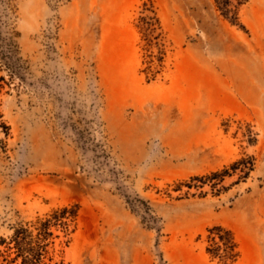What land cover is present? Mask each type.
<instances>
[{"label":"rangeland","instance_id":"obj_1","mask_svg":"<svg viewBox=\"0 0 264 264\" xmlns=\"http://www.w3.org/2000/svg\"><path fill=\"white\" fill-rule=\"evenodd\" d=\"M75 205L46 264H264V0H0V264Z\"/></svg>","mask_w":264,"mask_h":264},{"label":"trees","instance_id":"obj_2","mask_svg":"<svg viewBox=\"0 0 264 264\" xmlns=\"http://www.w3.org/2000/svg\"><path fill=\"white\" fill-rule=\"evenodd\" d=\"M251 159H244L234 163L231 170L239 172L242 177H247L252 170ZM225 176H229V170L223 173H214L210 177H201L192 179L188 185L191 188L192 183H202L212 180L213 187L216 188L222 182ZM79 207L77 205L68 208L65 207L59 211H55L48 218L38 219L30 225L20 226L15 229L10 245L7 247L10 251H14L15 257L12 263L21 260V264H46L49 257V248L54 245L55 239L59 236L55 235V231L61 232L64 236L69 235L71 223L77 217ZM213 240L218 242L209 249V253L214 258L221 261L234 262L237 258L235 253L236 245L229 232H224L221 227L211 229Z\"/></svg>","mask_w":264,"mask_h":264}]
</instances>
